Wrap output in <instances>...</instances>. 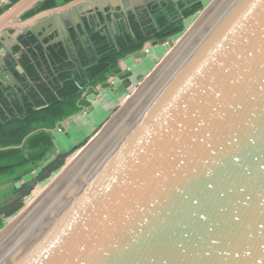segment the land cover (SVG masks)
Here are the masks:
<instances>
[{"label": "water", "instance_id": "obj_1", "mask_svg": "<svg viewBox=\"0 0 264 264\" xmlns=\"http://www.w3.org/2000/svg\"><path fill=\"white\" fill-rule=\"evenodd\" d=\"M40 1L0 14V86L46 103L49 71L31 79L16 47L73 49L90 13L156 0H74L13 23ZM137 88L3 221L0 264H264V0H212Z\"/></svg>", "mask_w": 264, "mask_h": 264}, {"label": "trees", "instance_id": "obj_2", "mask_svg": "<svg viewBox=\"0 0 264 264\" xmlns=\"http://www.w3.org/2000/svg\"><path fill=\"white\" fill-rule=\"evenodd\" d=\"M17 1L19 0H13V3ZM72 1L74 0L40 1L27 11L23 18H30L42 11ZM10 6L6 5L0 9V14ZM202 9V4L190 8L176 22H169L166 14L161 12L156 14L155 22L147 25L146 28L133 21L126 36L118 37L117 46L110 47V44L99 34H93L91 39L98 49L84 64V69L72 68L73 66L68 62L70 49L63 43H57L47 49L38 47L32 54L34 59L42 55L43 62L39 61V64H32V58L24 55L23 66L31 75L42 81L37 67L42 68L44 65L49 71L46 81L40 87L46 103L43 101L30 103L26 100L21 102L10 94L9 96L13 97L11 99L0 87V148L19 146L28 134L41 129L29 136L23 147L0 150V227L6 218L13 216L23 207L24 199L34 187L31 181L20 183L24 177L40 170L38 179L44 180L63 166L62 158L68 153L56 155L58 148L52 130L62 129L64 121L79 114L82 108L91 107L84 93L95 92L99 85L109 88L110 84L107 80L121 72L119 61L122 58L139 52L148 41L162 40L163 35L157 32L158 28H162L169 36L182 34L185 30L184 18ZM73 39H75L74 34ZM120 75L126 77L130 72ZM57 159H60V162H57ZM48 161L51 162L45 165Z\"/></svg>", "mask_w": 264, "mask_h": 264}, {"label": "flooded vegetation", "instance_id": "obj_3", "mask_svg": "<svg viewBox=\"0 0 264 264\" xmlns=\"http://www.w3.org/2000/svg\"><path fill=\"white\" fill-rule=\"evenodd\" d=\"M203 2L204 0H156L150 4L137 5L135 8L131 10H125V9H120L119 7L115 8V7L109 6L106 10H103L102 12H98L97 10L98 13H90L91 15L87 17V22H89V24H91L92 26L90 27L87 25L85 26V29H83L85 31H82V30L78 31V34L77 36L75 35V39H74L76 47L73 45V49H70L71 51L72 50L74 51L73 54H76V55L78 54L79 57L77 60H75V59H72L70 56L68 58V62L71 63V65L73 66L72 68L74 69H81V68L84 69L85 67L84 64L87 63L88 60L92 58V56L94 55V52L97 51L98 49L97 46L93 44V41L91 39V36L93 34H99L102 38L106 40L108 44H110V47L117 46L118 37L126 36V32H128L131 29L133 21L137 22L139 26H141L142 28H146L147 25L151 24L152 22H155L156 14L158 15L159 13L162 12L166 14L169 22H174V21L176 22L177 20H179L180 18L184 16V12L186 10L196 5H199V4L203 5ZM153 9L156 11H153ZM173 10L175 12H173ZM192 15L185 17L184 20L191 17ZM149 20H151V22H149ZM157 30H158L157 32H160L163 35V39L153 40V41H158L160 43L169 37V35H166L164 33L162 28H158ZM170 36H175V35L173 34ZM54 38H56V36H51L50 38H47L48 39L47 42H45V40L44 42L49 43ZM153 41H150V42H153ZM57 43H63V42L59 41ZM26 44H27V51L24 53H21V55H18L21 49L17 47L15 48V54H16L15 59H17L21 63L22 66L24 65L23 58L25 54L31 56L32 58V55L30 53V47L33 48L36 46V48H38L43 43L41 41L36 42L34 38H31L26 42ZM142 50H140L137 53H131L125 56L124 58H122L119 61V67H120L121 72L118 75L109 77L107 81L109 82L111 78H114V82L115 81L116 83L120 82V85L122 86L125 84L132 85L133 74L131 73L130 67H128V62L130 61L134 62L135 57L137 55H140L142 53ZM123 62L124 64H126L125 68H123L122 66ZM23 68H24V73L26 75H29V77L33 80L35 79L39 81V79L36 76L31 75L30 72L24 66ZM129 72H130V75L126 77H121L120 75L121 73L126 74ZM38 87L40 89V86ZM33 90H34L33 86L26 85L25 91L29 97L26 98L25 100L30 103H33L36 101H42L40 98L33 96ZM7 91H10L11 92L10 94H12L13 97H17V99H19V97L15 94V92L12 91L10 84L7 87Z\"/></svg>", "mask_w": 264, "mask_h": 264}, {"label": "rangeland", "instance_id": "obj_4", "mask_svg": "<svg viewBox=\"0 0 264 264\" xmlns=\"http://www.w3.org/2000/svg\"><path fill=\"white\" fill-rule=\"evenodd\" d=\"M212 0H204L203 9L184 20L185 30L182 34L175 35L171 41L164 44H158L149 47L148 51H142L140 55H137L134 62L130 61V69L133 74L132 85H120V82L113 85L114 90L108 89L107 94L112 95V100L107 105L97 106L94 114H85L76 121L71 120L68 123L71 124L67 133H64V129L56 130V144L58 145L56 155L58 153H68L66 157L62 158L64 162L63 166L57 171L53 172L48 178L39 180L40 170L29 174L24 177L20 182H33L34 187L30 194L24 199L27 201L32 195H34L39 189H41L46 183H48L55 175L88 143V141L100 130V128L113 116L121 106L127 102L130 96L138 89L137 87L144 81V79L152 72V70L160 63V61L174 48V46L182 38L183 34L189 30L194 23L201 16L202 12L208 7ZM143 57H146L143 59ZM139 61V62H138ZM115 86V88H114ZM99 87V86H98ZM112 89V88H111ZM93 102L94 99L92 98ZM91 108V107H90ZM51 161L45 163L49 164ZM60 162V159H57Z\"/></svg>", "mask_w": 264, "mask_h": 264}, {"label": "crops", "instance_id": "obj_5", "mask_svg": "<svg viewBox=\"0 0 264 264\" xmlns=\"http://www.w3.org/2000/svg\"><path fill=\"white\" fill-rule=\"evenodd\" d=\"M7 1H1V4H0V9H2L3 7H5L6 5L5 4H7L6 3ZM32 8V7H31ZM30 8V9H31ZM30 9H28V10H26L22 15H20V16H18L17 18H15V19H13L12 21H13V23L14 24H16V25H18V24H21L24 20H27V19H24L23 18V15L27 12V11H29ZM33 17V16H32ZM31 18V17H30ZM14 27V26H13ZM1 34L2 33H0V36H1ZM51 36H55V34H51ZM47 38L45 39V42H47ZM36 47V46H35ZM35 47H30V53H31V55H32V57H33V52H36V50H37V48H35ZM40 47H42V46H40ZM45 49V48H44ZM149 49V48H148ZM148 49L146 50V52L148 51ZM71 51V50H70ZM71 55H73V50L71 51V53H70V56ZM36 56H37V54H36ZM40 56V55H39ZM39 56H37L38 57V59L36 58V64L38 63L39 64ZM31 57V56H30ZM137 57H135V60H137L136 59ZM146 57H144L143 59H145ZM41 62V61H40ZM139 62V61H138ZM129 63L130 62H128V67H130V65H129ZM32 64H34L33 62H32ZM126 65V64H125ZM20 70H22L21 68H20ZM38 71V70H37ZM113 81V82H112ZM115 83H116V81L114 82V80L112 79L111 80V83H109L110 84V87L109 88H103V89H99L98 87H97V89H96V91L95 92H93V93H86V96L85 97H87V100L91 103V108L89 107V108H85L83 111H81L79 114H77V116H75V117H73V118H71L69 121H71V120H74V121H76L77 119H80L82 116H84L85 114H94L95 112H96V109H97V106L99 105V103L101 104V105H107V103L110 101H113L112 99V95L110 96V95H108L107 94V92H108V89H110L111 91L112 90H114L113 89V85H115ZM112 88V89H111ZM114 88H115V86H114ZM107 91V92H106ZM85 94V93H84ZM92 98L94 99V102H93V100H92ZM71 126V124H69L68 123V125L66 126V127H63L62 129H64V133L66 132L67 133V129H69V127ZM59 130H61V129H59ZM57 133V132H56ZM56 133H54L55 135H56ZM56 137V136H55ZM58 146V145H57Z\"/></svg>", "mask_w": 264, "mask_h": 264}, {"label": "built area", "instance_id": "obj_6", "mask_svg": "<svg viewBox=\"0 0 264 264\" xmlns=\"http://www.w3.org/2000/svg\"><path fill=\"white\" fill-rule=\"evenodd\" d=\"M3 1H7V0H3Z\"/></svg>", "mask_w": 264, "mask_h": 264}]
</instances>
